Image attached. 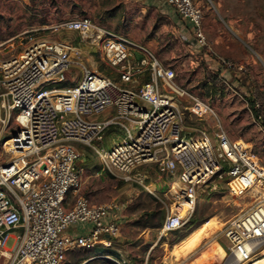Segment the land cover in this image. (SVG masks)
<instances>
[{
    "label": "built area",
    "instance_id": "2783aa9c",
    "mask_svg": "<svg viewBox=\"0 0 264 264\" xmlns=\"http://www.w3.org/2000/svg\"><path fill=\"white\" fill-rule=\"evenodd\" d=\"M162 1L191 24L197 45L204 46L202 12L195 2ZM55 28L77 32L117 79L98 72L70 42L30 36L12 53L13 39L0 41V156L12 154L0 162V264H64L68 252L108 246L117 236L116 204L77 196L67 206V195L81 183L75 144L91 147L103 168L125 182L142 183L139 169L153 165L177 178L179 202L164 219L162 233L184 225L198 189L223 183L230 196L249 199L221 229L227 264L264 257V167L251 148L231 140L219 124L212 135L199 126L185 132L186 111L200 118L214 114L143 44L87 17L66 19ZM220 63L226 64L221 58L215 64ZM73 66L81 79L60 87ZM111 126L125 135L103 150L99 142ZM179 204L187 205L185 213ZM73 227L84 231L69 232ZM9 238L12 249L6 247ZM109 257L126 264L121 255Z\"/></svg>",
    "mask_w": 264,
    "mask_h": 264
},
{
    "label": "rangeland",
    "instance_id": "374dc122",
    "mask_svg": "<svg viewBox=\"0 0 264 264\" xmlns=\"http://www.w3.org/2000/svg\"><path fill=\"white\" fill-rule=\"evenodd\" d=\"M193 1L202 12V47L191 30L185 34L186 21L176 14L169 17L146 0H0V41L13 39L12 53L19 52L30 36L70 42L82 49L86 61L98 72L117 79L99 52L81 41L77 32L55 27L66 19L87 17L128 36L171 67L178 85L212 110L214 115L207 111L203 118L186 111L185 132L199 126L212 135L215 124H219L231 140L248 145L264 167V0ZM220 58L225 65L215 64ZM80 79L79 68L73 66L60 87L75 85ZM107 113L98 118L103 119ZM124 135L120 127L111 126L99 145L108 150ZM74 146L80 153L81 183L77 191L67 195V206L83 196L92 204L114 203L119 207L117 236L108 246L96 243L95 247L109 248L126 264L228 263L221 229L249 199L230 196L223 183H216L215 189L207 184L198 189L193 212L178 231L162 233L159 228H143L137 223H143L149 215L153 214L155 221L163 211L164 220L171 209L175 210L179 202L177 178L159 173L153 165L139 169L145 175L142 183L125 182L103 168L91 147ZM11 156L2 153L0 162ZM186 207L179 204L181 214ZM6 247H14L12 238ZM87 253L88 259L80 264H118L109 257L117 256L109 252ZM66 259L70 260V253Z\"/></svg>",
    "mask_w": 264,
    "mask_h": 264
},
{
    "label": "trees",
    "instance_id": "16d2710c",
    "mask_svg": "<svg viewBox=\"0 0 264 264\" xmlns=\"http://www.w3.org/2000/svg\"><path fill=\"white\" fill-rule=\"evenodd\" d=\"M152 215L153 214H151V216L149 215V217H147L143 223H137V224L143 228H159L160 229L162 226V223L164 221L163 220L164 212L161 211V213L158 214V217L155 221H153L152 217H154V216H152ZM184 225H186V223ZM178 230L179 229H175V230H172L169 232H176ZM89 250H93L95 252L105 251V252H109V253L113 254L114 256H119L118 253L112 252L109 248H105V247H102L99 245L98 247L94 246L93 248H90V249H77V250L74 249V250L68 252L67 255L70 253V260L67 261V259H66L64 264H80L82 261L88 259L89 255L87 252ZM71 261H73V262H71Z\"/></svg>",
    "mask_w": 264,
    "mask_h": 264
},
{
    "label": "crops",
    "instance_id": "0c3cea01",
    "mask_svg": "<svg viewBox=\"0 0 264 264\" xmlns=\"http://www.w3.org/2000/svg\"><path fill=\"white\" fill-rule=\"evenodd\" d=\"M149 4L152 5H156L162 12H164L165 14H167L169 17H174L175 13L172 10L171 7H169L167 4H165L162 0H146ZM188 25V30L185 31V34H187V32L189 30H191V24L189 22H187ZM84 159V158H83ZM84 230L81 227H73L72 229L69 230V232L72 233H82Z\"/></svg>",
    "mask_w": 264,
    "mask_h": 264
},
{
    "label": "bare ground",
    "instance_id": "6f19581e",
    "mask_svg": "<svg viewBox=\"0 0 264 264\" xmlns=\"http://www.w3.org/2000/svg\"><path fill=\"white\" fill-rule=\"evenodd\" d=\"M223 256V254L221 253L220 257ZM246 264H264V257H260V258H257L249 263H246Z\"/></svg>",
    "mask_w": 264,
    "mask_h": 264
},
{
    "label": "water",
    "instance_id": "95a60500",
    "mask_svg": "<svg viewBox=\"0 0 264 264\" xmlns=\"http://www.w3.org/2000/svg\"><path fill=\"white\" fill-rule=\"evenodd\" d=\"M84 264V263H83Z\"/></svg>",
    "mask_w": 264,
    "mask_h": 264
}]
</instances>
